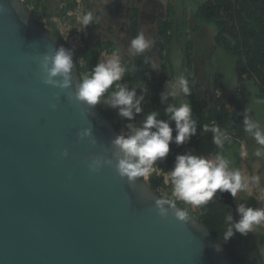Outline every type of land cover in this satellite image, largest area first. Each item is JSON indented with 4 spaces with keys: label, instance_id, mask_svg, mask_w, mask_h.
Segmentation results:
<instances>
[{
    "label": "water",
    "instance_id": "obj_1",
    "mask_svg": "<svg viewBox=\"0 0 264 264\" xmlns=\"http://www.w3.org/2000/svg\"><path fill=\"white\" fill-rule=\"evenodd\" d=\"M0 6V264H233L187 210V223L159 215L165 197L143 177L90 170L94 158L114 160L121 132L98 105L69 98L81 79L74 56L73 88L43 82V54L69 49L64 41L24 0ZM222 197L238 220L235 199Z\"/></svg>",
    "mask_w": 264,
    "mask_h": 264
},
{
    "label": "clouds",
    "instance_id": "obj_2",
    "mask_svg": "<svg viewBox=\"0 0 264 264\" xmlns=\"http://www.w3.org/2000/svg\"><path fill=\"white\" fill-rule=\"evenodd\" d=\"M2 10L3 7L0 6V11ZM100 19L101 17L94 15L92 11H86L77 17L83 28L94 21L99 23ZM152 46L153 41L146 38L144 32H140L131 39L128 51L133 56L141 55ZM73 54L72 50L63 46L43 54L41 68L43 82L46 85L62 91L73 88ZM144 62L148 63V58H145ZM151 66L153 69L157 68L154 62ZM127 70L126 65L122 63L119 51H114L110 58L101 59L81 77L80 82L75 85L74 92L69 94V98H74L89 108L102 103L106 104L117 110L120 117L130 121L125 126L127 130H122L112 141L116 149L113 154L114 160L94 158L89 168L96 172L105 165H114L122 178L126 177L130 182H135L137 178L146 177L155 170L156 162L169 155L170 145L173 142L183 145L190 141L197 134L198 125L193 118L194 112L189 101L167 102L169 96L177 98L192 95L189 80L183 74L176 76L172 83L167 81L166 91L161 93V102L166 104L164 108L166 118H162L159 111L152 110L144 114L139 124L132 123L131 121H134L137 115L144 113L142 107L144 96H138L135 87L121 83ZM241 115L244 132L258 145L253 155L264 158V125L252 117L247 109ZM172 122L175 124L174 128ZM207 133L212 134V142L218 149H223L226 142H231L228 131L222 130L215 123L211 126L204 124L201 127V134ZM79 135L82 139L90 138L92 129L86 128ZM63 155L67 156L68 151L65 150ZM246 155V152L241 153V156ZM166 180H170L171 194L175 200L183 201L193 207L206 205L217 197L218 192L230 193L235 199L239 192L249 188L250 182L260 183L259 176L251 177L250 181L243 176L240 169L230 168V161L222 152L218 151L205 156L196 154L195 150L176 155L174 166L168 171ZM175 200L166 197L156 199L155 205L159 215L166 217L171 211L179 221L187 223L190 220L188 212L178 208ZM236 212L239 216L238 220H234L232 209L224 217L225 228L220 240L221 244L228 242L237 233L246 236L255 226L264 222V208H254L246 203H240L237 205Z\"/></svg>",
    "mask_w": 264,
    "mask_h": 264
},
{
    "label": "trees",
    "instance_id": "obj_3",
    "mask_svg": "<svg viewBox=\"0 0 264 264\" xmlns=\"http://www.w3.org/2000/svg\"><path fill=\"white\" fill-rule=\"evenodd\" d=\"M24 2L34 14L36 20L45 27L46 25L42 20L47 18L50 21L54 15L62 20L68 19L73 26L76 23L78 15L76 13L69 15V13L77 11L80 5L78 0H60L61 7L57 11L50 10L44 0H24ZM30 3L33 8H30ZM167 9V16L158 22L159 28L175 24L171 0L168 1ZM86 11L89 10L83 0L81 14ZM139 16L140 7L133 4L129 14V27L132 38L140 33ZM195 19L216 26L215 40L217 44L224 47L235 58L237 85L232 91H229L227 96L224 94L218 95L219 90H221V77L216 73L213 82V90L216 94L214 102L210 103L207 98L203 97L196 88V77L193 75V41L191 39L186 41L182 70L184 76L189 80L192 91L189 101L194 112L193 118L197 121L198 132L183 145H177L175 142L170 145L169 155L156 162L157 167L163 172H168L173 168L176 155L189 150H195L197 154L201 136L206 135L212 138L211 133L201 134V127L204 124L211 126L215 123L222 130H227L231 138L245 140L248 135L243 130V116L241 113L247 109L251 96L249 83H253L264 95V0H206L197 8ZM175 27V31L163 34V41H159L161 48L167 51V56L168 47L176 32L182 34L177 31V26ZM87 28L88 35L83 36L82 45L78 48L70 46L54 24L52 29L47 28L63 40L69 49L73 51L81 77L100 62V56L103 52L113 53L118 50L121 54L117 43L111 39H94L92 24ZM157 39L160 40V37H157ZM167 56L164 61H161L159 69L152 68L153 62L151 56L147 53L136 56L126 54L123 57L121 56L122 63L128 69L121 83L127 84L129 87H135L137 95L144 96V102L142 103L144 113L137 115L135 120L131 121L132 123L139 124L143 120L144 114L152 110L159 111L161 117L166 118L164 117L166 104L161 102V93L166 91L167 81L174 82L176 76L180 75L174 71L173 63ZM145 58H148V63L144 62ZM181 101L182 96L177 98L169 96L167 102L179 103ZM98 106L120 132L127 130L125 126L130 121L120 117L117 110L104 107L103 103L98 104ZM172 127H175L174 122H172ZM173 135L175 136V131ZM160 184L168 189V194H163L159 190ZM149 185L162 196L173 199L169 195L172 193L171 183L166 185L163 178L152 177ZM175 203L176 206L187 210L202 223L208 225L215 237L219 241L221 240L225 228L224 217L232 209L224 203L222 193L218 192L217 197L212 201H209L206 205L196 207L195 210H192L183 201L175 200ZM235 203L238 205L236 198ZM223 245L233 258V264H264V228L259 235H256L253 231L246 236L237 233Z\"/></svg>",
    "mask_w": 264,
    "mask_h": 264
},
{
    "label": "rangeland",
    "instance_id": "obj_4",
    "mask_svg": "<svg viewBox=\"0 0 264 264\" xmlns=\"http://www.w3.org/2000/svg\"><path fill=\"white\" fill-rule=\"evenodd\" d=\"M50 10L57 11L61 6L60 0H45ZM80 5L76 12H70L69 15L76 13L82 15L83 0H79ZM169 0H84L89 11L94 15L101 17L100 22L92 23L94 39H111L117 43L121 56L125 54L132 56L128 48L131 43V32L129 27V14L131 6L136 4L140 7V32H144L146 38L153 41V46L145 53L151 56L152 62L159 69L161 61L167 56V51L161 48L160 42L163 41V34L177 31L182 34H175L171 44L168 47V56L173 69L177 74H184L182 70L183 60L185 58V43L188 39L193 41V75L196 77V88L199 93L213 103L216 94L213 90V82L218 73L221 77V90L218 95L227 96L237 85L236 62L234 56L224 47L219 46L215 40L217 28L214 24L203 20H196L195 13L197 8L206 0H171L173 5V18L175 24L158 27L160 19H164L168 13ZM30 8L33 5L29 4ZM77 16V17H78ZM48 29L56 26L64 39L73 48L82 45L83 36L88 35V28H83L78 20L75 25L68 20H62L58 16H53L49 21L47 18L42 20ZM195 28V29H194ZM193 29L195 30L193 32ZM160 37V40L157 39ZM112 53L103 52L101 59L110 58ZM172 83V82H169ZM251 96L248 101L247 110L249 114L258 119L264 125V95L253 84L249 83ZM189 101V97H183L182 101ZM190 102V101H189ZM104 107H108L103 104ZM126 131V130H125ZM258 147L254 139L247 136L245 140L231 138V142H226L223 149H218L212 142V138L206 135L201 136L200 147L197 154L209 155L216 152H222L230 161V168L240 169L243 176L251 181V177L259 176L260 183H251L249 188L237 194V203H246L250 207L264 208V158H257L253 155ZM246 152V156H241ZM169 182V180H168ZM163 194H168L167 188H161ZM171 198L175 199L172 194ZM188 205V204H187ZM192 210L196 207L188 205ZM264 222L255 226L252 230L256 235L262 233Z\"/></svg>",
    "mask_w": 264,
    "mask_h": 264
},
{
    "label": "built area",
    "instance_id": "obj_5",
    "mask_svg": "<svg viewBox=\"0 0 264 264\" xmlns=\"http://www.w3.org/2000/svg\"><path fill=\"white\" fill-rule=\"evenodd\" d=\"M78 1H79V0H78ZM79 2H80V1H79ZM167 174H168V172H163V171H162L160 168H158L157 165H156L155 170H154L151 174H149L148 176L143 177V178H144L145 181H147L148 183H149V181H150V179H151L152 177H154V178H163L164 183H165L166 185H169L170 180H169V182H168V180H166ZM161 188H164V187L162 186V184L159 185V190H160V191H161ZM161 192H162V191H161Z\"/></svg>",
    "mask_w": 264,
    "mask_h": 264
},
{
    "label": "crops",
    "instance_id": "obj_6",
    "mask_svg": "<svg viewBox=\"0 0 264 264\" xmlns=\"http://www.w3.org/2000/svg\"><path fill=\"white\" fill-rule=\"evenodd\" d=\"M45 1V0H44ZM45 3L47 4V2L45 1ZM48 5V4H47Z\"/></svg>",
    "mask_w": 264,
    "mask_h": 264
}]
</instances>
